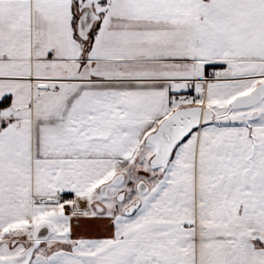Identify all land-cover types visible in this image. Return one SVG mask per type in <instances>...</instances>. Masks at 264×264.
Returning a JSON list of instances; mask_svg holds the SVG:
<instances>
[{"label":"snow or ice","instance_id":"obj_1","mask_svg":"<svg viewBox=\"0 0 264 264\" xmlns=\"http://www.w3.org/2000/svg\"><path fill=\"white\" fill-rule=\"evenodd\" d=\"M0 264H264V0H0Z\"/></svg>","mask_w":264,"mask_h":264}]
</instances>
